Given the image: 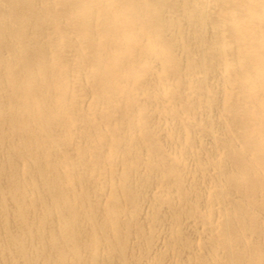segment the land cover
I'll return each mask as SVG.
<instances>
[{
  "label": "bare ground",
  "instance_id": "bare-ground-1",
  "mask_svg": "<svg viewBox=\"0 0 264 264\" xmlns=\"http://www.w3.org/2000/svg\"><path fill=\"white\" fill-rule=\"evenodd\" d=\"M0 264H264V0H0Z\"/></svg>",
  "mask_w": 264,
  "mask_h": 264
}]
</instances>
